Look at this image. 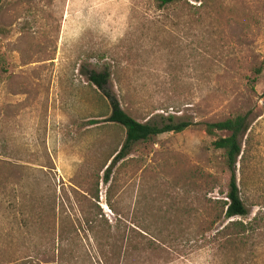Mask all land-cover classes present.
Wrapping results in <instances>:
<instances>
[{
	"label": "rangeland",
	"instance_id": "1",
	"mask_svg": "<svg viewBox=\"0 0 264 264\" xmlns=\"http://www.w3.org/2000/svg\"><path fill=\"white\" fill-rule=\"evenodd\" d=\"M263 59L264 0H0V264H264ZM103 70L136 122L190 123L132 145L107 183L124 132L86 80ZM236 115L233 220L256 230L226 246L206 203L227 190L223 134L202 125Z\"/></svg>",
	"mask_w": 264,
	"mask_h": 264
},
{
	"label": "trees",
	"instance_id": "2",
	"mask_svg": "<svg viewBox=\"0 0 264 264\" xmlns=\"http://www.w3.org/2000/svg\"><path fill=\"white\" fill-rule=\"evenodd\" d=\"M158 8L172 5L176 2H198L199 0H152ZM264 69V59L259 64L258 68L254 70L255 75H259L260 71ZM109 75L103 70L100 73L93 71L87 74L86 80L89 85L102 93V97L108 101L109 114L105 122L116 125L124 132V139L118 151H114L110 156L109 164L101 168L102 182L107 183L110 175V170L115 163L122 160L129 150V148L139 142L148 141L151 138L166 133H180L190 126V123L184 121H174L173 116L158 117L156 121L138 123L131 117L126 115L119 107L117 101L113 97L103 93L107 84ZM95 124V123H92ZM247 130V120L244 115H236L217 121L215 123H206L202 125V131L207 137H213L216 133L223 134L222 137L215 138L210 147L214 151L221 152L223 157L224 168L228 172L227 190L224 195V201H207L212 204V218L207 222V230H210L217 222L225 220L226 224L216 234L221 235L226 246H232L235 241L240 243L249 239L250 235L255 233L256 219L253 218L247 223L241 220L247 216V211L242 201L239 198L238 189L235 182V164L241 152V138ZM199 183H204L207 190H212L214 187V180L210 176L199 174L197 176ZM97 179L94 184V193L92 199L96 200ZM208 191V192H209ZM218 205V206H217ZM94 206V205H93ZM96 208V207H95ZM90 226L92 221L88 222ZM119 232L118 228H115ZM106 238H108L109 228L106 229ZM122 241V239H119ZM116 242L118 240L116 239ZM238 243V242H237ZM239 243V244H240Z\"/></svg>",
	"mask_w": 264,
	"mask_h": 264
}]
</instances>
